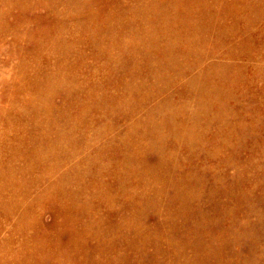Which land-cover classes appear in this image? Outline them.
Instances as JSON below:
<instances>
[{
  "label": "rangeland",
  "instance_id": "rangeland-1",
  "mask_svg": "<svg viewBox=\"0 0 264 264\" xmlns=\"http://www.w3.org/2000/svg\"><path fill=\"white\" fill-rule=\"evenodd\" d=\"M0 264H264V0H0Z\"/></svg>",
  "mask_w": 264,
  "mask_h": 264
}]
</instances>
